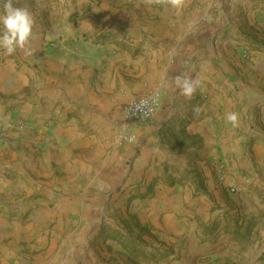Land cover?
Masks as SVG:
<instances>
[{"label": "rangeland", "instance_id": "obj_1", "mask_svg": "<svg viewBox=\"0 0 264 264\" xmlns=\"http://www.w3.org/2000/svg\"><path fill=\"white\" fill-rule=\"evenodd\" d=\"M12 2L43 16L59 3ZM208 2L212 5L207 12L214 17H222L233 4L232 0H190L189 10L184 11H204ZM4 3L0 0V12ZM164 5L151 4L159 9ZM240 8L233 5L237 22ZM125 21L136 27L137 35H148L149 16L126 15ZM96 33L83 41L116 43L115 34ZM57 39L36 43L33 54L19 60L18 50L9 56L0 48V63H14L17 71L24 63L28 76L26 84L9 95L16 101L9 100L0 114V143L23 138L27 144L6 150L0 160V177L10 186L0 198V264H264V186L259 190L253 183L256 178L264 181V160L256 163L252 156L254 146L264 147V122L255 112L238 109L239 100H246L244 88L256 85L264 91L260 82L264 73L259 72L264 60L250 63L260 56L251 50L264 53V46L234 45L232 64L227 60L230 77L221 66L222 74L214 82L217 87L207 82L206 95H200L199 105L204 106L210 102L208 96L231 99V108L240 117L232 143H224L223 130L210 124L203 128L208 134L204 143L203 137L197 140L185 133L179 120L159 126L153 115L146 121L126 122L125 106L142 91L130 88L127 95V83L133 80L119 68L105 80H98L96 74L89 79V89L95 90L98 82L109 87L102 111L84 106V123H77L75 129L84 133V143L71 145L73 140L67 139L59 144L61 160L53 158L47 170L37 175L23 156L35 157L49 148L50 125L56 119L45 118L36 125L31 114L15 111L27 99L17 95L34 90L36 72L29 71L38 56L58 49ZM221 75L229 81L223 83ZM258 105L264 106V98L256 102V110ZM71 127L64 128L74 131ZM122 129L135 135L134 143L118 139ZM213 142L216 150L211 161L206 151ZM238 176L251 179L238 182Z\"/></svg>", "mask_w": 264, "mask_h": 264}, {"label": "crops", "instance_id": "obj_2", "mask_svg": "<svg viewBox=\"0 0 264 264\" xmlns=\"http://www.w3.org/2000/svg\"><path fill=\"white\" fill-rule=\"evenodd\" d=\"M58 1L60 4L54 3L52 9L44 16L39 12L32 13L35 19L33 32H37L33 33L32 49L36 43H47L60 37L57 39L59 47L38 56L37 65L29 71L33 74L36 72L37 83L34 90L28 95L18 94L17 97L25 96L27 99L15 109L16 112L31 114L32 121L36 125L45 118L54 116L56 119L50 125L52 135H49V148L35 157L23 156L28 162L29 169L34 170V174L40 175L45 172L53 158L61 160L56 147L67 139L73 140L71 145L84 143V133L75 131L77 123H84V106L102 111L104 96L109 87L98 82L95 90L89 89L91 84L89 79L96 74L98 80H105L112 70L116 71L119 68H123L130 80H133L127 83V91H125L127 95L131 93L128 90L130 88L131 91H142L140 94L157 89L161 92V108L154 116L159 126L174 119L179 120L182 129L186 130L185 133L197 140L203 137L205 143L208 134L203 128L210 124L211 127H217V131L223 130L224 143L227 144L226 141L232 143L233 126L226 120V114L233 112L231 99L224 98V101H221L216 95L211 98L208 96L210 102L206 106L199 105V99L200 95L207 93L204 90L207 82L217 87L214 82L218 78L216 75L222 74L221 66L224 74L230 77L227 60L232 64L234 45L257 48L264 46L262 18L264 15L260 14L264 10L258 8L264 6V3H261L264 2L263 0H232L233 4L225 13L222 12V17L208 14L207 11L212 5L209 2L204 11L199 9L184 11L189 10L187 5L190 0H186L185 6L179 13L170 6L164 5L161 9L153 7L147 3V0ZM234 4L241 5L239 22H237L239 18L234 16ZM126 15L132 19L137 15H142L146 19L149 16L150 24L145 25L148 35H137L136 27L125 21ZM84 16L87 18L84 19ZM96 31V34H109L108 32L110 36L115 34L118 37L112 40L116 43L105 41L103 44L93 45L83 41L86 36ZM49 35L53 38L48 39ZM251 52L260 56L256 55L250 63L256 59H259V63L264 60V53L261 51L255 49ZM18 53V60L19 57L27 58L20 50ZM136 63L140 66L137 67ZM15 66L16 64L11 62L0 63V114L4 108L9 107V100L16 101L9 95L18 91L28 81V76L25 74L26 64L20 62L19 71ZM259 72L260 75L264 73V66ZM178 74H187L192 78L199 76L202 79L203 91L197 89L190 100L180 95L179 89L176 91L172 82L173 77ZM225 75H221L224 79L223 83L229 81ZM157 78H160V81H156ZM136 79L139 82H136ZM260 82L264 83V80L261 78ZM244 92L246 100H239V112L245 113L247 110L249 113L255 112L258 120L264 122V106L258 105L257 110L254 108L256 102L264 98V91L253 85L244 88ZM135 97L138 95L131 99ZM173 99L178 101L173 102ZM245 102H248V105H245ZM196 106L201 109L199 114L193 111ZM67 125H71L74 131L65 129ZM17 146H27V144L23 138L1 142L0 160L6 150ZM212 146L206 151V157L211 161L216 144L213 142ZM252 156L256 163H260L264 160V147L254 146ZM34 160L38 163L34 164ZM59 165L63 170H68L64 162H60ZM235 179L238 182H249L251 178L238 176ZM253 183L257 184L259 190L261 185L264 186V181L259 178L254 179ZM9 187L6 180L0 177V198L9 193Z\"/></svg>", "mask_w": 264, "mask_h": 264}, {"label": "clouds", "instance_id": "obj_3", "mask_svg": "<svg viewBox=\"0 0 264 264\" xmlns=\"http://www.w3.org/2000/svg\"><path fill=\"white\" fill-rule=\"evenodd\" d=\"M147 3L165 4L169 5L177 13H179L186 4V0H147ZM35 19L33 14L27 7H16L12 0H5L3 6V13H0V48L4 49L6 55H13L17 50H20L24 56H31L34 49L31 47V40L33 38V28ZM53 37L49 35L48 39ZM176 89H179L180 95L186 99H191L196 93L197 89L203 91L202 79L197 76L176 75L172 81ZM153 97L142 99L139 104L133 105V114L142 112L144 116L148 115L146 111L149 103ZM200 107H194L195 114H199ZM226 120L233 127L238 126V113L229 112L226 114Z\"/></svg>", "mask_w": 264, "mask_h": 264}, {"label": "built area", "instance_id": "obj_4", "mask_svg": "<svg viewBox=\"0 0 264 264\" xmlns=\"http://www.w3.org/2000/svg\"><path fill=\"white\" fill-rule=\"evenodd\" d=\"M149 97H153V100L149 103L146 111L148 112L147 116H144L142 112H136L133 114V105L139 104L142 99H146ZM161 97L159 91H150L146 92L138 97L131 99L124 108L123 111V118L126 122H135V121H146L149 120L153 115H155L160 107ZM18 126L21 128L23 125L18 123ZM118 139L120 141H124L126 143H134L135 142V135L131 132L122 129L118 134ZM230 190L234 191L235 188L230 186Z\"/></svg>", "mask_w": 264, "mask_h": 264}, {"label": "trees", "instance_id": "obj_5", "mask_svg": "<svg viewBox=\"0 0 264 264\" xmlns=\"http://www.w3.org/2000/svg\"><path fill=\"white\" fill-rule=\"evenodd\" d=\"M145 193H147V191Z\"/></svg>", "mask_w": 264, "mask_h": 264}]
</instances>
